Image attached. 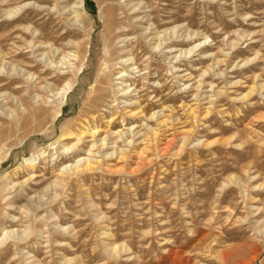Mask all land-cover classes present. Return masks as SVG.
<instances>
[{"label": "rangeland", "instance_id": "obj_1", "mask_svg": "<svg viewBox=\"0 0 264 264\" xmlns=\"http://www.w3.org/2000/svg\"><path fill=\"white\" fill-rule=\"evenodd\" d=\"M81 1L74 21L79 0H0V239L14 232L0 264H264V0ZM172 27L183 50L201 43L177 73L174 54L144 39ZM122 46L140 71L128 98L116 85ZM94 125L131 144L108 135L89 158L86 134L83 150L58 154L76 142L54 144L66 130ZM78 156L97 162L58 172Z\"/></svg>", "mask_w": 264, "mask_h": 264}, {"label": "bare ground", "instance_id": "obj_2", "mask_svg": "<svg viewBox=\"0 0 264 264\" xmlns=\"http://www.w3.org/2000/svg\"><path fill=\"white\" fill-rule=\"evenodd\" d=\"M28 1V0H27ZM39 1V3H46V2H48L49 0H38ZM81 4H82V1L81 0H79V2H77L76 4H75V10L76 11H73V13H72V15H73V20L74 21H78V19H81V16H82V13H83V9L81 8ZM30 5V3H28V2H26V3H24V4H22V5H18L16 8H13V10H11V11H8L6 14H9L8 16H10L11 14H14V15H16V16H18L20 13H22V11L23 10H25L26 9V7L27 6H29ZM34 5V4H33ZM32 5V6H33ZM66 7L67 6H64L63 8H62V10L64 11L65 9H66ZM37 8H39L38 6H37ZM107 25V24H106ZM105 28H106V26H105ZM147 30H149V29H147ZM146 29L145 30H143L141 33V35H145L146 34V31H147ZM176 30H177V28L176 27H172V28H166V29H164L163 31H161V32H152V31H149L148 32V36L145 38L144 37V39H149V42H151V41H153V44H152V47H151V49L152 50H154V49H158V52L160 53V54H164V55H170V54H174V56L173 57H171V58H169V60H170V65L171 64H173V66L171 67V71L172 70H176L177 68L174 66L175 64H177L180 60H182L183 58H186L187 56H189L190 54H193V53H197L198 51H200L201 49H199V47L201 46V43H199V44H197V45H195V46H192V48H190V49H187V50H183V48H180L179 46L182 44V42H184L183 40H180V38L182 37V36H180V37H178V32H176ZM179 31V30H178ZM190 38H191V36L190 35H187L186 36V39L187 40H190ZM185 39V38H184ZM124 42V40L122 39L121 41H120V43H123ZM187 42V41H186ZM194 44V43H193ZM41 46V45H40ZM182 46V45H181ZM230 46H232L233 48H235V44L233 43L232 45L230 44ZM183 47V46H182ZM163 50H166L165 52H162ZM55 52H57V50H54ZM129 53H128V51H127V47H123L122 46V48H121V50H119V57H118V60H119V62L117 63V64H119V65H122L123 66V69L121 70V71H118L117 72V75H116V80H117V91H118V94L120 95V97H129V95L131 94V93H134L135 92V89L134 88H131L133 85H131V84H128L127 82V80H126V78H128V76L129 75H133V74H135V73H139L140 71H137V72H135V70H138L139 69V67L137 66V64H136V62L134 61V58H132V57H130L131 55H128ZM206 53H204V54H198L199 56H203L202 58L205 60V59H207V58H209V57H211L210 55H205ZM69 57H72L73 59H72V61H77V63H79L80 61L82 62V60L79 58V56L78 55H76V54H74L73 56H69L68 55V58ZM81 57V56H80ZM183 57V58H182ZM193 57V56H192ZM67 57L66 56H63V59H66ZM182 58V59H181ZM191 58V57H190ZM3 59V58H2ZM108 60L110 59V57L109 58H107ZM106 59V60H107ZM202 59V60H203ZM69 60V59H68ZM66 61L64 64L65 65H69L70 66V60L69 61ZM113 60V59H112ZM59 63H61L60 61H59ZM246 63H248V61H245L244 62V64H246ZM50 64H52V62L50 63ZM63 65V64H62ZM3 67L4 66H1L0 67V70L1 69H3ZM73 68H75L74 70L76 71H78V67H76L75 65L73 66ZM55 70H57L56 69V67H55ZM126 70H128V71H126ZM77 71H76V74H77ZM79 71H80V69H79ZM83 71V70H82ZM170 71V72H171ZM182 71V70H181ZM126 72H128V73H126ZM135 72V73H134ZM178 72V70H176V73ZM79 73V72H78ZM131 73V74H130ZM30 75V74H29ZM77 76V75H76ZM76 76H75V78H76ZM103 76V75H102ZM134 76V75H133ZM173 76V75H172ZM101 79H102V77H101ZM109 79V78H108ZM37 80V79H36ZM45 80H47V79H45ZM99 80V79H98ZM134 80V79H133ZM236 83V82H235ZM238 84V83H237ZM66 85V84H65ZM233 85H235L234 83H233ZM68 86V85H67ZM67 86H66V88H67ZM2 87H4V85L2 86H0V88H2ZM261 87H264V85H262ZM19 88V87H18ZM55 89V88H54ZM61 91H64V89H61ZM216 93H219V92H217L216 91ZM59 94V91L55 94V95H58ZM249 94H250V92H249ZM60 95V94H59ZM101 95V94H100ZM247 95H244L242 98L244 99L245 97H246ZM241 98V99H242ZM156 99V98H155ZM137 102L135 101L134 102V100H126V101H124L123 102V104H125L123 107H125V108H132V106L133 105H135ZM112 104V103H111ZM108 107V106H107ZM163 110V109H162ZM94 111V110H93ZM97 112V111H96ZM192 112V111H191ZM58 114L60 113V109L58 110V112H57ZM130 118H138V117H140V115H142V111H140L139 109H132V110H130V111H127V112H125ZM160 112H153V113H151L150 115H149V117L147 118V120H149V121H151V120H153L154 119V122H156V124H157V126H165V124H166V119H164V117L163 118H157V116H158V114H159ZM206 115H208V112L206 113ZM60 116V115H59ZM103 116V115H102ZM105 119V118H104ZM109 121V120H108ZM111 123V120L109 121V122H107V124H106V128H108L109 127V124ZM96 125V124H95ZM94 125V127L93 128H90L89 126H82V128L81 129H77V130H75V131H73L71 128L70 129H68V130H66L65 131V133H63L56 141H55V143L54 144H60V143H62V142H64V141H66V140H73V139H75L76 140V142L74 143V144H72V145H65V144H61L62 146L59 148V150H58V154H60L61 156L63 155V156H68V155H72V153L73 152H75V149H74V151H73V148H76V151L77 150H79V149H82V147L80 148L79 146H78V144L82 141V138L84 137V135H86V134H88L91 138H93V143L91 144V146H89V148L88 149H86V150H83V151H85V154H87L88 155V157L90 156L89 154H92V149L94 148V149H98V150H100V149H104L108 144H107V142H108V135H109V137L110 136H112V135H115V136H117L118 137V139L119 140H121V142H123L125 145H129V144H131V141L128 139V138H126V133L127 132H131V135L134 133V130H136L137 128H139V127H133L134 126V124L132 125L131 123H130V125H132L130 128H127L126 129V133H124L123 132V130H121V131H117V132H112V133H109V134H107L104 138L102 137V138H99V136H96V134H98L99 133V128L98 127H96ZM111 125V124H110ZM121 125L125 128V124H124V120L123 119H121ZM129 125V126H130ZM141 126H143V125H141ZM145 126V128H147V130H149V132L152 134V136H154L155 137V132H154V129H152L151 127H149L147 124H145L144 125ZM117 134V135H116ZM128 134V133H127ZM137 134H135V136H136ZM98 137V138H97ZM96 138H97V140H96ZM117 139V138H116ZM117 139V140H118ZM111 140V139H110ZM118 140V141H119ZM116 142V141H115ZM133 143V142H132ZM54 144H52V145H54ZM98 144V145H97ZM114 144V143H113ZM127 147V146H126ZM54 149H56V147H54ZM115 150V149H114ZM117 150V149H116ZM72 151V152H71ZM119 151V150H118ZM98 153V152H97ZM121 153V152H120ZM114 154H117V151H113V152H111V153H108V152H106L104 155L105 156H113ZM44 155V153H41V156H43ZM91 156H94V155H91ZM90 156V157H91ZM85 158V157H81V156H78V157H76V159H75V161H74V163L73 164H71V165H66L65 164V166H63V167H61V169H60V171H58V172H60V173H63L64 172V170H68V171H71V170H73L75 173H80V167H81V170L83 169V171L84 170H90L91 168H92V164H91V162H97V161H93V159H89V158ZM39 158H40V155L38 156H36L35 158H30V159H26L25 160V165L26 166H28V167H30L29 169H31V167H33V165L35 164V162L36 161H38L39 160ZM58 159V158H57ZM27 167V168H28ZM32 170V169H31ZM263 230H264V228H263ZM13 231V230H12ZM12 231H3V235L1 236L2 238L0 239V245L1 244H3L4 243V241H6L8 238H9V236L12 234V233H14V232H12ZM259 232H262V229H259L258 230ZM264 232V231H263ZM15 236V240H21V239H23V237H25L26 235H27V233L25 232V231H23L22 233H18V232H15V234H14ZM14 237H13V239H14ZM200 240L201 239H199L198 241H197V246L200 244ZM196 246V247H197ZM200 246V245H199ZM198 246V247H199ZM195 247V246H194ZM112 252H113V250H110L109 252H108V254H109V256L110 257H113L114 255H112ZM184 252V251H183ZM174 253V252H173ZM181 253V252H180ZM112 256H111V255ZM182 254V253H181ZM178 254H176V256H177ZM180 256V255H179ZM115 257V256H114ZM180 258V257H179ZM182 259H183V255H182ZM176 261H177V259H175ZM181 260V259H180ZM183 262V261H182ZM179 263V262H178ZM181 264V263H180ZM183 264V263H182Z\"/></svg>", "mask_w": 264, "mask_h": 264}]
</instances>
